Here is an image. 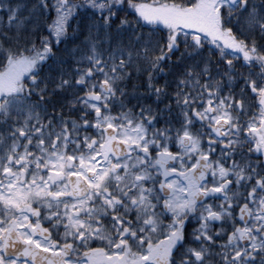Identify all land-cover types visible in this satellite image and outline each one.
<instances>
[{"label": "snow or ice", "instance_id": "1", "mask_svg": "<svg viewBox=\"0 0 264 264\" xmlns=\"http://www.w3.org/2000/svg\"><path fill=\"white\" fill-rule=\"evenodd\" d=\"M0 81V264H264V0H0Z\"/></svg>", "mask_w": 264, "mask_h": 264}, {"label": "flooded vegetation", "instance_id": "2", "mask_svg": "<svg viewBox=\"0 0 264 264\" xmlns=\"http://www.w3.org/2000/svg\"><path fill=\"white\" fill-rule=\"evenodd\" d=\"M95 191V189H93ZM65 195L71 196L73 199L72 200H66V199H60L57 201L55 198L52 199L51 202L48 200H43V201H37L36 202V207L41 208L44 210V215L46 217L48 216H55L57 215L56 213L59 211L60 212V217L66 216L67 213L65 211V208L67 207L68 209H71L72 204H76L77 208H82L84 205L76 199V195H73L70 190L67 189V192L64 193ZM55 206V207H54ZM55 208V209H54ZM50 209V210H49ZM85 223H84V228L88 229L89 228V221H94L96 219L95 216H82L80 217ZM52 224H62V225H67L68 221L67 220H61L59 217L57 219L52 221ZM92 227H95V225H92ZM74 231V229H71ZM68 231H58L56 229H53V235L60 237L61 240H63L64 235H67ZM101 235L105 237L104 239V245L101 246L99 244L93 246V248L86 252L85 249H78L77 251L81 254H88L91 259L94 260L95 264H108L109 257L107 256L106 252L104 251V248H109L108 245V237L111 235L108 231L107 228H104ZM42 237H47L48 233L47 232H42L41 233ZM110 250V248H109ZM53 255H56V253H53ZM74 259H78L77 253L73 252L72 253Z\"/></svg>", "mask_w": 264, "mask_h": 264}, {"label": "trees", "instance_id": "3", "mask_svg": "<svg viewBox=\"0 0 264 264\" xmlns=\"http://www.w3.org/2000/svg\"><path fill=\"white\" fill-rule=\"evenodd\" d=\"M9 85H7L4 81H0V90H3L5 88H7ZM56 152L58 153H63L64 155V158H65V163L66 165L68 163H70V161H67V155L68 153L64 152V145L63 143H61L56 149H55ZM69 151L72 152L73 155H76V156H79L80 153L79 152H76L74 151L73 148H69ZM35 155H33V158L31 160L28 161V163L32 164V168L31 170L28 172V181L31 182V181H37L40 185V188H41V192L46 196L47 195V188L43 187V185L45 184V181H47L48 183H54V179H48V175L47 173H44L43 175L41 174V167H46L47 165L44 163L45 161V158L49 155H51V153L49 152H46L44 156L41 157V165H37L36 162H35ZM25 167H27V165H25ZM73 170H77L76 167L74 166L73 167ZM67 174V173H65ZM24 173L22 171H15V177H14V180L15 181H19L22 177H23ZM62 181V180H61ZM7 182V179L4 178V177H0V183H6ZM29 187L33 190L35 189L36 190V186L35 185H32L30 184ZM10 190H13V189H10ZM16 190V189H14ZM43 190L45 192H43ZM63 188L62 187H58L57 184H55L54 188H53V191H62ZM33 200L35 201L36 200V197L34 196L33 197ZM45 200V199H44ZM40 201V200H38ZM55 207V206H54ZM55 209V208H54ZM57 213H59V216L60 217V212L58 211ZM56 213V214H57Z\"/></svg>", "mask_w": 264, "mask_h": 264}, {"label": "water", "instance_id": "4", "mask_svg": "<svg viewBox=\"0 0 264 264\" xmlns=\"http://www.w3.org/2000/svg\"><path fill=\"white\" fill-rule=\"evenodd\" d=\"M77 183H80L83 186V180H82L81 177H76V178H74L72 180H70L69 177H67L66 184L69 185L68 186V189L71 190L72 194L79 196L80 195V192H78L76 190V188H75V185Z\"/></svg>", "mask_w": 264, "mask_h": 264}, {"label": "rangeland", "instance_id": "5", "mask_svg": "<svg viewBox=\"0 0 264 264\" xmlns=\"http://www.w3.org/2000/svg\"><path fill=\"white\" fill-rule=\"evenodd\" d=\"M66 163H67V162H66ZM66 163H65V164H66ZM66 177H67V175L64 174V175H63V179H62V181H61L60 183L57 184L58 187H63V189H64V190H63V193H64V192H67V188H66L65 185H64V182H65L64 180H65ZM54 179H59V177H56V178H54ZM64 187H65V188H64ZM26 190H27V189H16V191H26ZM31 190H32V189H31ZM32 191H34V190H32ZM33 197H34V196H33ZM12 206H13V207H16V204L13 203Z\"/></svg>", "mask_w": 264, "mask_h": 264}]
</instances>
